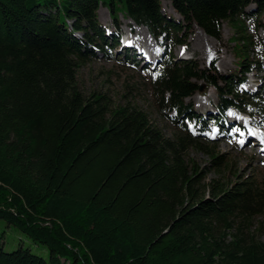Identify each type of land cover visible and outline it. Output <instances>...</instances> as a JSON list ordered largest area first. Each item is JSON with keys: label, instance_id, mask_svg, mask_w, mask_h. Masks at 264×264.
<instances>
[{"label": "trees", "instance_id": "1", "mask_svg": "<svg viewBox=\"0 0 264 264\" xmlns=\"http://www.w3.org/2000/svg\"><path fill=\"white\" fill-rule=\"evenodd\" d=\"M168 1L179 19L162 14L159 0H0V220L47 252L0 246V264H264V242L240 228L264 212L263 190L235 174L203 186L184 160L193 146L222 163L187 132L195 116L184 100L194 93L212 88L217 115L233 109L264 125V83L237 89L264 69V0ZM120 17L144 27L168 58L149 87L178 126L172 139L130 102L77 87V69L118 45ZM222 24L235 69L211 75L170 61L182 29L195 25L219 42ZM258 30L255 44L249 32Z\"/></svg>", "mask_w": 264, "mask_h": 264}, {"label": "rangeland", "instance_id": "2", "mask_svg": "<svg viewBox=\"0 0 264 264\" xmlns=\"http://www.w3.org/2000/svg\"><path fill=\"white\" fill-rule=\"evenodd\" d=\"M159 6L162 14L179 19L168 0H159ZM96 19L103 28L104 35L110 38L114 26L108 12L102 7L98 8ZM119 25L122 37L126 38L127 47L120 43L121 37L116 48L111 50L110 57L96 51L90 62L77 69V87L84 96L96 92L107 96L114 104L130 102L146 114L150 124L165 138L172 139L179 131L178 126L157 111L149 87L150 72L162 66L168 58L161 53L160 48L142 30V27H136L122 17H120ZM231 34V30L225 24L221 26L219 42L206 36L195 25L182 29L181 39L184 40V44L168 47L170 61L189 60L196 69L206 70L211 75L227 74L235 69V56L231 48L232 43L229 42ZM249 34L255 44L263 39L260 30L256 33L249 32ZM76 35L79 36V34ZM145 59L151 62H146ZM260 83H264V69L247 73L245 82L238 85L237 89L239 92H252ZM124 85H129L132 89H126ZM184 103L195 116L192 123H184L191 138L209 147L213 154L222 155L221 166L215 168L206 151L193 146H188L184 151L185 162L189 165L193 164L198 171L202 172V185H207L212 180L224 183L226 180H232L235 174L239 181H253L264 192V148H261L263 144L256 140L259 143L258 146L241 145L240 141H244L245 132L237 130L235 134L233 130L235 126L244 125L249 118L244 114L240 116L234 114L236 111L233 109H228L223 115H217L214 109L216 97L212 88L203 93L202 91L194 93L185 99ZM252 120L259 123L256 115ZM229 123L232 124V129H229ZM199 127H205L207 131L200 132ZM239 222L238 220L236 223L239 224ZM240 228L243 233L251 234L255 240L264 242V212L252 216L247 223H241ZM0 246L4 251L21 247L43 258L47 256L42 246L33 244L14 228L6 226L2 220H0Z\"/></svg>", "mask_w": 264, "mask_h": 264}, {"label": "bare ground", "instance_id": "3", "mask_svg": "<svg viewBox=\"0 0 264 264\" xmlns=\"http://www.w3.org/2000/svg\"><path fill=\"white\" fill-rule=\"evenodd\" d=\"M143 31H145L146 32V30L143 28L142 29ZM140 55H142V53L140 54ZM141 58H143V57H141ZM252 122H254V121H252ZM229 125H232L231 123H229ZM254 134V133H253ZM255 136H256V138L259 140V141H261L262 142V146H264V133L263 134H254ZM244 143V145H248V144H251V145H253V146H258V141H256L255 140V138L253 137V135L251 134V132L249 133V132H245V135H244V141H243ZM249 146V145H248ZM260 148V147H259ZM261 148H263V147H261ZM260 148V149H261Z\"/></svg>", "mask_w": 264, "mask_h": 264}, {"label": "snow or ice", "instance_id": "4", "mask_svg": "<svg viewBox=\"0 0 264 264\" xmlns=\"http://www.w3.org/2000/svg\"><path fill=\"white\" fill-rule=\"evenodd\" d=\"M240 143H241V145H243L244 142L243 141H240Z\"/></svg>", "mask_w": 264, "mask_h": 264}]
</instances>
